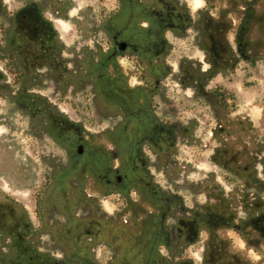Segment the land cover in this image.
<instances>
[{
    "label": "flooded vegetation",
    "instance_id": "flooded-vegetation-1",
    "mask_svg": "<svg viewBox=\"0 0 264 264\" xmlns=\"http://www.w3.org/2000/svg\"><path fill=\"white\" fill-rule=\"evenodd\" d=\"M19 2L5 19L0 61L29 103L22 113L29 115L35 137H47L53 146L52 170L35 208L40 223L51 218L49 231L56 229L55 254L41 255L26 245L23 263L16 264H93L99 247L104 264H193L187 249L194 244H201L200 264H247L227 251L229 241L216 231L233 230L257 249L264 244V134L246 113L229 119L233 91L208 84L217 77L230 83L238 67L264 63V0H226L214 15L211 0L194 15L185 0H113L98 25L100 39L74 49L62 43L57 26L71 0ZM46 9L55 10L53 19ZM190 30L201 58L181 55L173 71L174 46L187 41ZM80 33L90 35L87 29ZM168 79L184 93L191 90L208 110L211 102L214 110H226L212 134L210 125L206 144L194 139L197 120H172ZM46 81L54 82L59 100L87 98L85 114L99 117L98 129L66 118L56 102L50 106L33 91L46 89ZM211 136L216 145L207 160L224 169L227 191L213 182L211 171L197 172L189 182L196 166L178 157L181 146L199 145L202 154ZM55 145L63 152L61 167L55 166ZM96 195L117 196L122 208L141 219L114 222L103 216L84 225L77 211L97 212Z\"/></svg>",
    "mask_w": 264,
    "mask_h": 264
},
{
    "label": "rangeland",
    "instance_id": "rangeland-1",
    "mask_svg": "<svg viewBox=\"0 0 264 264\" xmlns=\"http://www.w3.org/2000/svg\"><path fill=\"white\" fill-rule=\"evenodd\" d=\"M19 1L0 0V37L1 32L5 29L7 14L20 6ZM185 1L192 15L197 9L203 7L205 2V0ZM49 3L51 2L47 3V7L51 6ZM111 5H113V0H71L69 13L65 19L60 18L57 23L62 36V43L70 49L79 48L85 42L95 45V41L100 39L98 25L101 17L110 9ZM225 7L226 0H211L210 13L214 15L218 9H225ZM52 11L55 10L52 9ZM52 11L46 9L47 15L51 18L53 17L50 13ZM84 29L90 32L89 36L83 37L84 34L80 33ZM188 35L187 41L177 42L174 46L171 56L173 71L176 69L179 56L198 54L197 49L193 47L192 36H194V32L190 30ZM1 41L2 38H0ZM198 57L201 58V54H198ZM173 74L176 75L175 72ZM11 78L8 67L0 61V264H16L18 260L23 263L20 256L26 245L35 246L41 255L55 254L52 236L56 226L49 231L54 221L46 217L45 222H43L44 225L41 224L38 218V214L40 215L39 208H35L52 170L53 146L47 137H41L39 140L35 137L36 131L31 127L29 115L22 113V109L26 106L29 107V103H26L21 88L11 83ZM165 83L169 84L166 94L168 101L172 104L171 108L176 113L171 116L172 120H197L198 128L194 131V139L200 141L201 145L206 144L207 140H210V125L212 134L213 127L219 123V120H223L225 114L227 115L226 110H214L211 102L210 111L207 109V103L204 104V101L192 94L191 90L184 93L180 90L178 83L171 79ZM45 85L46 89L34 88L33 91L44 94V97H40L48 105L52 106L51 102H56L65 111L66 118L78 121L86 128H93L94 131L98 129L94 123L98 121L99 117L85 114L84 107L88 103L87 98L78 94L71 99L59 100L53 95L54 82L46 81ZM208 86L211 90L219 86L232 90L235 97L232 103V113L228 116L229 119L235 120V118H240L246 113L249 122L252 125H258L260 127L257 128L259 133L262 129L261 133L264 134V63H260L253 69L247 68V70L238 67V72L230 83L226 77H217ZM29 91L32 92L31 88ZM214 145H216V140L213 141L211 136V143L202 154H200L201 146L199 145L181 146L178 157L196 166L194 173L188 179L189 182L194 183L196 181L197 172L204 174L211 171L214 176L213 182L227 191V187L230 185L223 179L224 169L219 167L215 161L211 160L209 164L207 160L210 153L212 156ZM62 156V150L55 145V166H63ZM156 181L160 187L166 186L162 178H156ZM175 186L179 187L180 184ZM180 193L187 197L186 202L188 204L194 200L193 196L187 192L181 191ZM94 197L97 199V212L92 210V216H89L88 210L79 209L77 211L78 219H83L84 225H88L91 220L103 218V216L114 222L131 220V218L141 219V215L134 212L133 209L129 208L126 211V207L122 208L115 195L105 197L96 195ZM196 201H203V197L198 196ZM193 203L195 204V200ZM45 212L47 211L44 210ZM238 215H241L240 211ZM20 218L21 221L17 222ZM39 224L41 226L37 227ZM43 226L47 227L42 229ZM216 233L229 241L226 244L227 251L243 258L242 260L247 264H258L260 258L264 261V244H261L258 249L254 248L252 244L246 243L242 236L230 229H218ZM31 237H36L35 243L26 244L25 242ZM99 249L95 250L97 258L92 259L93 264L106 262L105 259L98 257ZM261 253L263 257H261ZM200 254L201 244H194L187 249L188 259L193 264H200ZM43 264H55V262L44 260Z\"/></svg>",
    "mask_w": 264,
    "mask_h": 264
}]
</instances>
